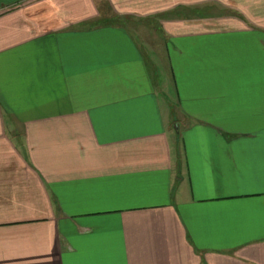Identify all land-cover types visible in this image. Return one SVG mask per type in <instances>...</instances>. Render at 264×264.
I'll return each mask as SVG.
<instances>
[{"label": "crops", "instance_id": "crops-1", "mask_svg": "<svg viewBox=\"0 0 264 264\" xmlns=\"http://www.w3.org/2000/svg\"><path fill=\"white\" fill-rule=\"evenodd\" d=\"M0 264H264V0H0Z\"/></svg>", "mask_w": 264, "mask_h": 264}, {"label": "rangeland", "instance_id": "rangeland-1", "mask_svg": "<svg viewBox=\"0 0 264 264\" xmlns=\"http://www.w3.org/2000/svg\"><path fill=\"white\" fill-rule=\"evenodd\" d=\"M231 6L227 7V9H226L225 7H223L220 4L213 5V9L211 10V15L214 16V17H221V16L232 15V16H236V17L239 18V15H238L237 11L235 9H232ZM102 11H104V12H102ZM101 12H102L101 13L102 16L108 17L110 19L112 18V17H109L110 16V13H109V11H107L106 8L101 7ZM177 13H178V15L176 14L175 17L180 16L179 13H181V11H178ZM174 14L175 13H172V15H170V16H173ZM111 20L112 21H117L119 19L115 17V18H112ZM155 21L156 20L154 19V17H151V18H148V19H144V20L142 19L141 20L142 23H144V24H146L148 26H152V27H156V24L157 23H154ZM128 22H129L127 24L128 29H131L132 32L133 31L136 32L135 27H133V24L135 25L137 21L136 20L135 21L134 20H131V21H128Z\"/></svg>", "mask_w": 264, "mask_h": 264}]
</instances>
